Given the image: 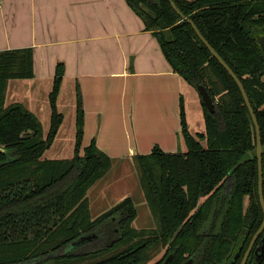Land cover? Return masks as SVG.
<instances>
[{"label":"trees","instance_id":"16d2710c","mask_svg":"<svg viewBox=\"0 0 264 264\" xmlns=\"http://www.w3.org/2000/svg\"><path fill=\"white\" fill-rule=\"evenodd\" d=\"M126 1L157 37L173 69L195 88L209 89L216 109L202 101L205 133L191 132L182 99L187 151L156 145L133 157L156 227L132 226L138 213L132 196L93 217L87 191L113 160L95 138L83 147L79 86L74 155L43 158L64 119L57 109L64 66L57 65L44 137L36 113L20 101L6 105L8 81L34 77L33 49L0 50V264H83L86 258L91 259L85 264H146L159 247L166 250L155 264H165L171 253L168 264H231L242 245L235 263L241 264L261 227L255 124L235 80L187 18L242 80L260 122L264 156V51L258 41L264 35V0H174L186 19L169 0ZM246 264L264 259L251 255Z\"/></svg>","mask_w":264,"mask_h":264},{"label":"crops","instance_id":"0c3cea01","mask_svg":"<svg viewBox=\"0 0 264 264\" xmlns=\"http://www.w3.org/2000/svg\"><path fill=\"white\" fill-rule=\"evenodd\" d=\"M16 48L33 49L34 77L10 79L6 105L22 102L49 128L50 92L62 63L57 109L76 127L79 86L83 147L95 138L114 161L133 160L156 145L171 153L187 151L182 99L186 114L190 98L199 109L198 123L188 121L191 132L205 133L198 89L173 69L126 0H0V50ZM64 119L54 140L66 128Z\"/></svg>","mask_w":264,"mask_h":264},{"label":"rangeland","instance_id":"374dc122","mask_svg":"<svg viewBox=\"0 0 264 264\" xmlns=\"http://www.w3.org/2000/svg\"><path fill=\"white\" fill-rule=\"evenodd\" d=\"M202 104V103H201ZM189 114H186V122L189 124H197L199 120L197 102L193 99L188 100ZM204 108V106H203ZM186 113V111H185ZM70 115L66 114L64 119V127H66L54 140L55 145L46 150L43 158H70L74 153L76 127L71 124ZM189 121V122H188ZM49 133L48 125L43 129L44 137ZM61 142L63 144L60 150H54L56 145ZM86 196L89 199V209L93 217L104 213L108 208L123 200L127 196H132L136 203L138 211L132 226L141 230V228L149 229L157 226L150 206L148 204L146 194L141 186L139 170L135 160H113L111 167L100 177L87 191ZM89 240V239H88ZM85 247H90L86 246ZM166 248L162 247L151 251V257L146 264H155L159 258L165 253ZM91 258H86L82 261L83 264L90 261Z\"/></svg>","mask_w":264,"mask_h":264},{"label":"water","instance_id":"95a60500","mask_svg":"<svg viewBox=\"0 0 264 264\" xmlns=\"http://www.w3.org/2000/svg\"><path fill=\"white\" fill-rule=\"evenodd\" d=\"M170 3L173 5L174 9L177 11V13L184 19H186V16L184 15V13L180 10V8L178 7V5L175 3L174 0H169ZM187 20H189V22L192 24L194 30L196 31V34L198 35V37L201 38V40L204 42V44H206V46L209 48L210 52L218 59V61L221 63L222 66L225 67V69L227 71H229L230 75L233 77V79L235 80L238 88H240L242 95L244 97V101L245 104L248 106L249 112L251 114V118L252 121L255 124V129H256V139H257V147H256V155L258 156V174H259V183H258V191H259V196H260V202L262 205V208L264 209V173H263V141L261 139V126H260V122H258L257 119V115L255 113V109L253 107V105L251 104L247 89L244 87V84L242 82V80L239 78V76L237 75V73L231 68V66L228 64V62L225 60L224 57L221 56V54H219L217 52V50L211 45L210 41L207 39V37H204L202 32L200 31L199 27L197 26V24L195 23L194 20H192L191 18H187ZM258 41L264 51V35H259L258 37ZM198 92L200 94L201 100L204 103V106H206L210 111L214 112L216 109L215 106V101L209 91V89H207L204 85L199 84L197 86ZM262 226L258 229V231L255 233V235L253 236L252 240H251V244L248 248V250L246 251L244 257H243V261L241 264H246L247 263V259L251 253V250L253 248V246L255 245V241L258 238V236L262 233V231L264 230V218L262 221ZM263 241H264V237H263ZM261 243L258 245L256 253L259 252L260 248H261ZM264 252V245H263V250L261 252V256L263 255ZM236 254L233 258H232V262L231 264H235L236 263V258H237ZM173 254L171 253L168 258L165 260V264H168L169 261L172 259ZM260 256V257H261ZM258 257V258H260ZM191 259L189 261H187L186 264H191Z\"/></svg>","mask_w":264,"mask_h":264},{"label":"flooded vegetation","instance_id":"af4514ba","mask_svg":"<svg viewBox=\"0 0 264 264\" xmlns=\"http://www.w3.org/2000/svg\"><path fill=\"white\" fill-rule=\"evenodd\" d=\"M247 203H248V198L245 200V207L247 206ZM264 218V217H263ZM218 222H219V216H218ZM217 219H216V221H217ZM263 221V220H262ZM248 223V222H247ZM262 224V223H261ZM249 226V225H248ZM248 226L246 227V229L248 228ZM262 226V225H261ZM249 230V229H248ZM258 231V230H257ZM256 231V232H257ZM255 232V233H256ZM255 235V234H254ZM253 235V236H254ZM253 236L251 237V239H250V241H249V243L251 242V240H252V238H253ZM263 237H264V230L262 231V233L258 236V238L256 239V241H255V245L253 246V248H252V250H251V253H250V255H249V257L251 256V255H254V257H255V260L257 261V262H259V261H261V260H263L264 259V252H263V255L261 256V252H262V250H263V245H264V241H263ZM262 244L261 245V248H260V250H259V252L258 253H256V250H257V247H258V245L259 244ZM251 244V243H250ZM250 244H249V246H250ZM249 246H248V248H249ZM248 248H247V250H248ZM242 249V245H240L239 246V250H237V252H236V254H238L239 252H240V250ZM246 250V251H247ZM246 253V252H245ZM235 254V255H236ZM234 255V256H235ZM245 255V254H244ZM233 256V257H234ZM261 256V257H260ZM248 257V258H249ZM258 257H260V258H258ZM190 260V259H189ZM188 260V261H189ZM232 260V259H231ZM248 260V259H247ZM191 262H192V259H191ZM248 262V261H247ZM187 263V262H186ZM185 263V264H186ZM191 264H193V262L191 263Z\"/></svg>","mask_w":264,"mask_h":264}]
</instances>
